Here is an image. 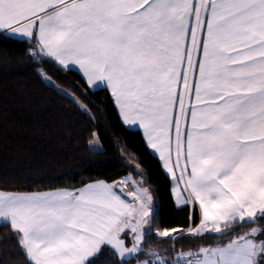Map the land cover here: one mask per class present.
Listing matches in <instances>:
<instances>
[{
	"label": "snow or ice",
	"instance_id": "1",
	"mask_svg": "<svg viewBox=\"0 0 264 264\" xmlns=\"http://www.w3.org/2000/svg\"><path fill=\"white\" fill-rule=\"evenodd\" d=\"M0 37L27 38L38 45L30 58L78 65L89 85L110 90L176 181L177 205L198 206L193 236L264 222V0H0ZM117 187L0 190V224L26 264H264L260 227L215 249L139 260L153 196L133 193V205Z\"/></svg>",
	"mask_w": 264,
	"mask_h": 264
},
{
	"label": "trees",
	"instance_id": "2",
	"mask_svg": "<svg viewBox=\"0 0 264 264\" xmlns=\"http://www.w3.org/2000/svg\"><path fill=\"white\" fill-rule=\"evenodd\" d=\"M30 48L37 45L28 39L0 37L1 190L76 188L94 180L115 183L127 175L142 177L153 196L154 224L139 260L151 249L170 258L172 249L193 253L224 245L254 227L264 228V222L256 220L233 225L235 230L225 235L186 232L199 221L198 207L175 205L170 178L143 134L123 123L110 91L90 87L80 72L46 56L30 58L26 55ZM95 136L101 149L89 146ZM173 229L179 230L177 240L158 235ZM136 263L131 258L127 262ZM0 264H26L15 238L2 224ZM97 264L113 262L102 256Z\"/></svg>",
	"mask_w": 264,
	"mask_h": 264
},
{
	"label": "crops",
	"instance_id": "3",
	"mask_svg": "<svg viewBox=\"0 0 264 264\" xmlns=\"http://www.w3.org/2000/svg\"><path fill=\"white\" fill-rule=\"evenodd\" d=\"M25 39H27V38H25ZM189 43H190V36H189ZM57 64H58V62H56ZM59 65V64H58ZM70 68L71 69H75V70H77L78 72H80V74L83 76V72H82V70H80L79 69V66L78 65H70ZM83 78L85 79V81L87 82V78L86 77H84L83 76ZM88 84V83H87ZM89 85V84H88ZM90 87H92V88H96L95 86H93V85H89ZM109 90V89H108ZM110 91V90H109ZM111 93V92H110ZM113 100H114V97H113ZM114 102H115V100H114ZM193 102H194V96H193ZM186 103H187V98H186ZM115 105H116V107H117V109H118V112H119V114H120V116H121V119H122V121H123V123L128 127V128H131V129H134V130H139L142 134H143V137H144V139H145V142H146V144H147V140H146V136H145V134H144V131H143V129L142 128H140L138 125H129V124H126L125 122H124V120H123V116H122V113H121V111H120V108H119V106L115 103ZM177 111H178V109H177ZM189 123H190V117H189ZM171 135H172V137H173V141H174V138H175V127H174V125H173V128H172V131H171ZM148 146V145H147ZM148 148L150 149V151L159 159V162H160V164H161V166H162V168H163V170H164V172L168 175V177L170 178V180H171V192H172V195H173V199H174V202H175V205L177 206V207H183L184 205H177V203H176V195H175V187H176V181L172 178V176H171V174H169L168 172H167V170L163 167V161L160 159V157H159V153H157V152H155V150H153V149H151L149 146H148ZM177 175H179V173L177 172ZM104 182V183H106V184H108V185H115V183H110V182H107V181H105V180H94V181H91V182H88V183H86V184H84V185H82V186H80V187H76V188H69V187H61V188H55V189H49V190H42V191H7V190H4V191H7V192H12V193H37V192H39V193H46V192H52V191H56V190H75V189H82V188H84L85 186H87V185H89V184H91V183H94V182ZM181 187H182V185H181ZM124 189V188H123ZM1 190V189H0ZM118 192H119V187H117V189H116ZM124 191H125V193L123 192L121 195H122V198L123 199H125L126 200V202H128V203H130L131 204V202L129 201V197H128V193L126 192V190L124 189ZM189 205H191V204H189ZM192 206V205H191ZM198 207V206H197ZM198 210H199V208H198ZM199 216H200V211H199ZM199 223H200V217H199V221H198V223L196 224V225H193L192 227H190V228H188L187 230H186V232H190V230L191 229H193V228H195L197 225H199ZM145 228H147V227H145ZM181 230V229H180ZM126 231H128L129 232V230H126ZM172 231V230H171ZM175 233L176 232H174L173 233V237H176V235H175ZM244 235V234H243ZM243 235H241V236H243ZM128 237V236H127ZM239 237V236H238ZM238 237H236V238H238ZM121 238H125L124 236H123V234H122V237ZM236 238H234V239H236ZM144 239H145V236L143 237V239H142V244H143V241H144ZM233 239V240H234ZM232 241V240H231ZM126 243L128 244V245H130L131 244V241L129 240V239H127L126 238ZM229 243V242H228ZM228 243H226V244H224V245H217V246H206V247H201V248H207V249H215V248H217V247H220V246H225V245H227ZM201 248H199L198 250H195L193 253H197V252H199V250L201 249ZM150 252L151 253H159V256L160 257H162L163 259H165V260H167V256L165 255V254H163V253H161V252H159V251H157L156 249H151L150 250ZM149 252V253H150ZM148 253V254H149ZM146 255L145 256V258L144 259H141V261L142 260H145V259H152L153 260V262L156 260V256L155 255H153V256H149V255ZM194 258H196V257H194ZM200 259H202L203 257H199ZM137 264V263H136Z\"/></svg>",
	"mask_w": 264,
	"mask_h": 264
},
{
	"label": "rangeland",
	"instance_id": "4",
	"mask_svg": "<svg viewBox=\"0 0 264 264\" xmlns=\"http://www.w3.org/2000/svg\"><path fill=\"white\" fill-rule=\"evenodd\" d=\"M91 142L94 144V145H99V147H97V148H92L93 150H96V149H101V147H102V145H101V142H100V140H99V138H98V136H95L92 140H91ZM121 181H126V183H124L123 185H120V182ZM115 185H117L118 187H123L125 190H126V192L129 194L128 195V197H129V201L131 202V204H133V205H136V204H138V201H136L135 199H134V197H133V193H136V192H142L144 189H147L148 191H149V189H148V187L147 186H145V185H143V183H142V177H134V176H132V175H127L126 177H124V178H122V179H120V180H118V181H116L115 182ZM150 192V191H149ZM151 193V192H150ZM151 206H152V209H153V211H154V206H153V199H152V202H151ZM150 215H151V213H150ZM145 227H147V225H145ZM251 230H249L248 232H250ZM248 232H246V233H248ZM245 234V233H244ZM132 237H133V234L129 231L128 232V237H127V239H129L130 241H131V244L130 245H128L127 243H126V246H131L132 245V243H133V239H132ZM140 247L141 248H143V244H142V241H141V245H140Z\"/></svg>",
	"mask_w": 264,
	"mask_h": 264
},
{
	"label": "built area",
	"instance_id": "5",
	"mask_svg": "<svg viewBox=\"0 0 264 264\" xmlns=\"http://www.w3.org/2000/svg\"><path fill=\"white\" fill-rule=\"evenodd\" d=\"M180 253H188V252L174 250L172 256H171L170 258H168L167 260H174L175 257H176L178 254H180ZM193 259H195V258L193 257Z\"/></svg>",
	"mask_w": 264,
	"mask_h": 264
},
{
	"label": "water",
	"instance_id": "6",
	"mask_svg": "<svg viewBox=\"0 0 264 264\" xmlns=\"http://www.w3.org/2000/svg\"><path fill=\"white\" fill-rule=\"evenodd\" d=\"M37 48H38V45H37ZM42 57H44V56H42ZM123 192L125 193L124 189H123Z\"/></svg>",
	"mask_w": 264,
	"mask_h": 264
}]
</instances>
